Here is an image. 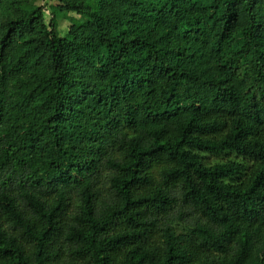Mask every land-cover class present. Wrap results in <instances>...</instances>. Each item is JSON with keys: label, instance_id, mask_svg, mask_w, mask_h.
Returning a JSON list of instances; mask_svg holds the SVG:
<instances>
[{"label": "trees", "instance_id": "trees-1", "mask_svg": "<svg viewBox=\"0 0 264 264\" xmlns=\"http://www.w3.org/2000/svg\"><path fill=\"white\" fill-rule=\"evenodd\" d=\"M0 0V264H264V0Z\"/></svg>", "mask_w": 264, "mask_h": 264}, {"label": "rangeland", "instance_id": "rangeland-1", "mask_svg": "<svg viewBox=\"0 0 264 264\" xmlns=\"http://www.w3.org/2000/svg\"><path fill=\"white\" fill-rule=\"evenodd\" d=\"M59 6L58 0H34L29 9L44 7V18L47 24L55 17L56 32L59 36L64 37L70 31V28L78 22L89 21L88 17H82L74 13H55V9Z\"/></svg>", "mask_w": 264, "mask_h": 264}]
</instances>
